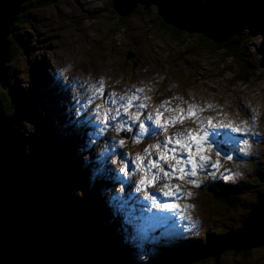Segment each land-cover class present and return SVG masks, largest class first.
Here are the masks:
<instances>
[{"label": "rangeland", "instance_id": "1", "mask_svg": "<svg viewBox=\"0 0 264 264\" xmlns=\"http://www.w3.org/2000/svg\"><path fill=\"white\" fill-rule=\"evenodd\" d=\"M114 1L51 0L45 5L48 0H26L10 36L15 49L6 68L8 87L0 88V96L16 98L22 114L15 123L24 140L54 156L49 173L66 211L95 224L110 252L122 253L128 264H185L238 232L264 191V0H243L238 61L213 52L197 34L177 36L163 29L155 6L147 14L121 18ZM101 80L98 94L93 86ZM138 88L145 91L134 97ZM164 101L172 109L195 105L197 123L185 119L166 131L159 128L156 110ZM141 103L148 107L140 108ZM169 115L176 113L164 112ZM208 120L239 131L209 128L211 162L196 177L138 191L150 161L167 169L156 146ZM89 132L99 133L92 144ZM165 182L192 195L164 196L158 189ZM214 182L236 187L238 201L233 206L220 201ZM158 203H176L179 209L161 211ZM193 264H264V247Z\"/></svg>", "mask_w": 264, "mask_h": 264}, {"label": "water", "instance_id": "2", "mask_svg": "<svg viewBox=\"0 0 264 264\" xmlns=\"http://www.w3.org/2000/svg\"><path fill=\"white\" fill-rule=\"evenodd\" d=\"M26 0H0V88L6 90L10 36ZM142 6V7H141ZM155 6L161 21L184 34L224 45L240 30L241 0H115L121 18ZM0 101V264H124L98 243L95 224L75 219L61 205L43 161L33 157L13 130ZM130 140V136H128ZM87 226H85V225ZM101 237V236H100ZM103 240V239H102ZM264 247V191L238 232L226 235L189 263L220 253Z\"/></svg>", "mask_w": 264, "mask_h": 264}, {"label": "snow or ice", "instance_id": "3", "mask_svg": "<svg viewBox=\"0 0 264 264\" xmlns=\"http://www.w3.org/2000/svg\"><path fill=\"white\" fill-rule=\"evenodd\" d=\"M104 81H99V87L93 86L94 90L99 94L103 92ZM145 89L138 88L133 93V96H136V93H143ZM147 91H152L149 87ZM139 99L140 97H136ZM124 97H121V100H124ZM145 100L148 98L145 97ZM113 104L116 103L115 100L112 101ZM128 103H131V98H129ZM165 104H170V101H164L161 103L159 108L156 110L157 115L155 117L157 121V126L163 130H167L170 127H174L177 123H183L185 119H193L194 123H197L195 117L197 115L196 106L190 105L187 110L184 108H166ZM123 106V105H122ZM140 108H147V103H141ZM160 108H163L164 111H160ZM164 112H175L176 115L164 116ZM80 109H76V115L79 116ZM114 119V117H112ZM133 120H138L139 116H133ZM149 120H152L153 117L148 116ZM77 124H80L81 121L77 120ZM83 123L88 125L90 122L86 118ZM102 123H107V118L102 121ZM141 128L143 126L141 125ZM209 128L212 129L214 133L217 128H228L232 131H239L238 128H233L230 124H215L211 120H208L207 124L204 122H198L197 129L193 131L192 129L186 130L185 133H174L172 136L167 137L162 145H157V148L162 150V155L159 156V160L163 161V164L167 166V169L162 166L157 161H150L147 166V172L145 175L138 181V191H144L146 188L153 187L160 181H171V180H185L188 177H196L198 171L203 167L204 164L210 163V157L208 156V146L212 143L210 140L211 133ZM121 129H117L120 131ZM89 140L88 144L94 143L91 137L93 135H99V133H87ZM123 144V141H120ZM227 143V141H225ZM172 145V147H169ZM148 150L145 149V152ZM219 155V153H217ZM230 159V157H229ZM137 160L143 166V160L141 157H137ZM171 161V163H169ZM155 169V171H153ZM127 175L126 169H121ZM179 173V174H178ZM193 186H198L196 180L191 181ZM158 191L164 196L176 197V198H188L192 194L190 192L183 191L182 187L177 184H172L165 182L161 185ZM148 199H155L151 194L148 195ZM186 207H190L186 206ZM158 208L161 211H176L179 209V205L176 203H158Z\"/></svg>", "mask_w": 264, "mask_h": 264}, {"label": "trees", "instance_id": "4", "mask_svg": "<svg viewBox=\"0 0 264 264\" xmlns=\"http://www.w3.org/2000/svg\"><path fill=\"white\" fill-rule=\"evenodd\" d=\"M50 3H51V0H48V3H46L45 5H49ZM241 7H242V14L244 16L246 14V12H245V3L243 2V0H241ZM28 8H33V6L32 5H28ZM135 13L139 14V15H143L145 13L147 14L148 11L144 12L143 8L140 7ZM157 18L160 20L158 15H157ZM240 26H241V29L239 30L237 35L234 38H232L228 43H226L224 45H216V44L212 43L211 41L206 40V39H204L202 37H201V39L209 45V47L211 48V50L213 52H215V53L224 52L227 55V57H230L232 60L238 61L237 58L239 56H242L241 55L242 53L240 52V50H241V47H240L241 41H240V39L238 40V38L241 36V33L245 29L244 28L245 26H243V23H242V19H240ZM162 27H163V29L165 28V29H168V30L169 29L172 30L174 32V34L177 35V36H180L182 34L180 32H177L175 29L165 25L163 22H162ZM176 38L178 39V37H176ZM10 41H11V57H12V54L14 53V49H15V41H14L13 37H10ZM11 57H10V60H11ZM6 94L3 93L2 96H0L1 106H2L6 116L9 117L11 120H13L12 122H13V130H14V132L18 135L19 139L23 143L26 144L28 152L30 154H32L33 157L43 161L45 166H46L47 171L50 172V170H51L50 163L54 159V156L50 152L47 153V155H49V157L47 155H44V154L38 152L36 150V148L33 146L32 142L29 143V142H27V140L26 141L24 140L22 134H20L19 129L17 128L16 123H15L16 119H18V116L21 115L22 112L21 111L19 112V110H18L19 106L17 105L18 103L16 104V98H14V100H12V101L11 100L9 101L8 100L9 96L7 94L8 98L6 99V96H5ZM66 135H67V133H66ZM58 137H59V135H58ZM76 163H73V164L76 165ZM262 176H261V178L264 179V174H262ZM50 177H51V175H50ZM214 183H215V192H217L216 195L218 196L220 201L222 200L223 202L228 203L229 206H233L238 201L239 196L237 195L236 187H234V186L231 187V185L229 186V185H225L223 183L221 184L219 182H214ZM207 187H208V191L210 193L214 192V190L212 189L211 185H207ZM215 192H214V194H215ZM59 197H60L61 205L64 208V210L66 211L67 210L66 205H65L64 201L62 200V196L60 194H59ZM225 203H223V204L226 205ZM70 216L72 218H75V217H73L72 214H70ZM75 219H80V218H75ZM85 226H87V225H85ZM98 243L106 247V244L102 240V236L101 237L99 236ZM121 244H122L121 245L122 246L121 250L124 251L126 245L123 242ZM118 255L121 258H123L122 253L118 254ZM193 256L194 255L191 256L190 260L193 258ZM122 262L125 264L126 261H124L122 259ZM189 262L190 261H187L185 264H193V263H189ZM126 264H128V262H126Z\"/></svg>", "mask_w": 264, "mask_h": 264}, {"label": "bare ground", "instance_id": "5", "mask_svg": "<svg viewBox=\"0 0 264 264\" xmlns=\"http://www.w3.org/2000/svg\"><path fill=\"white\" fill-rule=\"evenodd\" d=\"M156 120V119H155Z\"/></svg>", "mask_w": 264, "mask_h": 264}]
</instances>
